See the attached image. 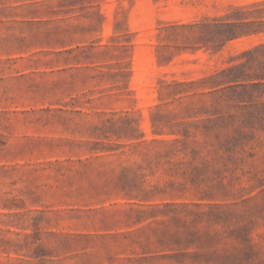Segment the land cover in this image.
Returning <instances> with one entry per match:
<instances>
[{"label":"rangeland","instance_id":"374dc122","mask_svg":"<svg viewBox=\"0 0 264 264\" xmlns=\"http://www.w3.org/2000/svg\"><path fill=\"white\" fill-rule=\"evenodd\" d=\"M263 42L264 0H0V264H264V112L211 78Z\"/></svg>","mask_w":264,"mask_h":264},{"label":"trees","instance_id":"16d2710c","mask_svg":"<svg viewBox=\"0 0 264 264\" xmlns=\"http://www.w3.org/2000/svg\"><path fill=\"white\" fill-rule=\"evenodd\" d=\"M257 3H252L254 6ZM237 11L242 7H237ZM229 16L224 18H213L211 23H207L211 37L225 43L227 40L241 36L243 34L257 33L260 28L259 21L248 20L243 17H235L229 21ZM240 56L243 61L230 65L217 71L212 75V80L216 85L222 86L231 98L238 101H253L249 115L258 116L264 112V101H259L264 92V42L243 50ZM253 96L255 98H253ZM257 101V102H256Z\"/></svg>","mask_w":264,"mask_h":264}]
</instances>
